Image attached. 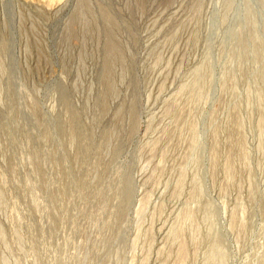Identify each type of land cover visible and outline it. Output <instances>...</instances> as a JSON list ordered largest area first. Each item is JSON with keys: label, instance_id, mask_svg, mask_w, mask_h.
Instances as JSON below:
<instances>
[{"label": "rangeland", "instance_id": "374dc122", "mask_svg": "<svg viewBox=\"0 0 264 264\" xmlns=\"http://www.w3.org/2000/svg\"><path fill=\"white\" fill-rule=\"evenodd\" d=\"M0 264H264V0H0Z\"/></svg>", "mask_w": 264, "mask_h": 264}, {"label": "bare ground", "instance_id": "6f19581e", "mask_svg": "<svg viewBox=\"0 0 264 264\" xmlns=\"http://www.w3.org/2000/svg\"><path fill=\"white\" fill-rule=\"evenodd\" d=\"M186 213H187V212H186ZM188 214H190V213H188ZM188 214H186V215H188ZM184 215H185V214H184ZM188 217H190V216L188 215ZM180 246H181V245H180ZM181 248H182V249H181ZM183 248H184L183 246H181V247H180V249L182 250V252L184 251V249H183ZM181 250H180V251H181ZM217 250H218V249L216 248V251H215V253L217 252V254H218V251H217ZM180 253H181V252H180ZM213 253H214V252H213ZM181 254H182V253H181Z\"/></svg>", "mask_w": 264, "mask_h": 264}]
</instances>
